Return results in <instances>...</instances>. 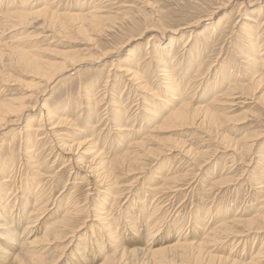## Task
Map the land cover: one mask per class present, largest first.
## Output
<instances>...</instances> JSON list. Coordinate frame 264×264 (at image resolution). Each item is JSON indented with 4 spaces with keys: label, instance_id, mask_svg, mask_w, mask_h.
Instances as JSON below:
<instances>
[{
    "label": "rangeland",
    "instance_id": "1",
    "mask_svg": "<svg viewBox=\"0 0 264 264\" xmlns=\"http://www.w3.org/2000/svg\"><path fill=\"white\" fill-rule=\"evenodd\" d=\"M28 1L34 8L43 5V0ZM104 1L49 0L50 11L55 10L52 12L53 26L39 23L37 29L12 32L0 28V46L11 42L15 35L26 36L27 33L23 42L25 48L37 55L46 67L60 68L65 57L75 61L71 66L67 64V69L48 83H39L35 70L22 66L17 60L9 65L4 57V62H0V102L14 97L27 106L20 120L9 117L2 123L5 128L0 134V184L5 178L9 182L2 185V191L4 195L11 194L10 204L17 198L23 208L27 202L24 209L28 214L24 216L26 219L23 217L22 225L37 198L36 186L27 190L23 187L26 181L35 179L32 180L34 184L43 181L44 193L40 199H46L43 205H47L34 225L33 231L37 229L38 232L32 235L26 232L27 241L35 243L22 249L23 252L30 254L39 250L43 256L49 254L54 264H101L103 258L115 250L117 254L112 264H154L156 260L152 258L153 262L141 251L146 248L147 231L139 222H146L145 217L155 205L160 211L154 217H164L161 228L166 224L168 228L175 227V221L183 223L188 241L195 245L209 233L204 232L205 217L211 216L207 228L215 226L219 221L218 211L223 206L226 211L221 215L227 216L226 220L230 221L232 215L242 211V219L251 220V225L244 222L230 226L232 229L227 231L230 233H221L227 236L205 237L207 241L201 244L204 249H200V256H203L200 263L192 261L197 255V248H192L194 253L190 251L189 261L182 264H245L251 257L256 258L252 264H264V0ZM20 3L21 0H4L2 7L5 4L8 8L11 5L19 7ZM91 6L98 8L100 19L82 20L80 15L88 14ZM165 51L170 52L172 59L167 62L166 57V64H163L161 56ZM172 66L175 74L182 75L184 85L189 84L183 94L185 103L190 106L188 109H199L196 120L182 126L162 124L160 119L151 118L153 112L162 116L163 107L169 101L170 93L164 90V73L159 71L168 68L172 71ZM124 69H131L132 73ZM207 110L215 119L203 122L200 117ZM116 124L125 125V129L115 130ZM91 141L97 142V146L93 144L91 148L88 143ZM94 149L101 158L99 155L95 158ZM79 160L86 163L81 165ZM97 160L111 164L105 169L107 179L101 187H114L110 188L118 198L114 205L111 203L113 195H102L101 189L93 191L96 179L90 167L91 162ZM82 177L84 180H79ZM72 192L76 207L80 212L85 211L64 225L65 229L60 226L49 230L48 236L44 235L63 214L67 197ZM102 196L105 198L101 199ZM99 205H104L102 208H106L112 218L109 220L114 229L111 234L118 239L114 250L113 238L93 222V212L100 208ZM13 213L16 214V206ZM135 214L138 220L133 230L131 222ZM166 233L167 229L158 233L155 239L161 236L163 239L155 243L167 245ZM177 233L173 229L172 237L176 238ZM14 248L13 257L20 250L17 246ZM136 248L138 252L133 262L131 254L120 258L121 251H137Z\"/></svg>",
    "mask_w": 264,
    "mask_h": 264
},
{
    "label": "bare ground",
    "instance_id": "2",
    "mask_svg": "<svg viewBox=\"0 0 264 264\" xmlns=\"http://www.w3.org/2000/svg\"><path fill=\"white\" fill-rule=\"evenodd\" d=\"M3 1L4 0H0V28H3V29H5L6 31H8V32H12V31H15V30H25V29H27V28H30V29H37V27H38V25H39V23L41 24V25H43V24H45V23H48L49 25H47V26H50V25H52V22L54 23V14L52 13L53 11H55V10H53L52 12L50 11V9H49V3H48V1L49 0H43L42 2H43V5L42 6H39L38 8H34L33 7V5H30V3L28 4L27 2H29L28 0L26 1V0H21V3H20V5H19V7L17 6L16 7V5H11L9 8H11V9H9L7 6H8V4H5V6L4 7H2V3H3ZM25 1H26V3H25ZM53 1V0H52ZM101 0H99V2H100ZM102 1H104V0H102ZM99 2L97 3V6H98V4H99ZM105 2V1H104ZM51 4V3H50ZM96 4V3H95ZM52 5H54L53 3H52ZM101 5V4H100ZM99 5V6H100ZM107 5V4H106ZM111 5V4H110ZM128 5V4H127ZM104 6V5H103ZM92 7V6H91ZM102 7V6H101ZM127 7V6H126ZM129 7V6H128ZM57 8V7H56ZM88 8V7H87ZM103 8V7H102ZM102 8H101V10H102ZM87 10V9H86ZM91 10V9H90ZM98 12H99V10H98V8H96V6H94V7H92V10L88 13V14H82V15H80V17L82 18V20L84 19V20H88V21H91V22H94V21H97V20H99L100 19V17L101 16H99L98 15ZM55 13V12H54ZM68 13V12H67ZM101 13V12H100ZM56 14V13H55ZM62 14V13H61ZM66 14V13H65ZM77 14V13H76ZM74 15V14H73ZM72 16V15H71ZM74 16H76V15H74ZM66 17V16H65ZM76 17H78V16H76ZM102 17H104L103 15H102ZM79 18V17H78ZM67 20V19H66ZM77 20H79V19H77ZM106 20V19H105ZM104 20V21H105ZM57 21V20H56ZM73 21V20H72ZM59 22V21H58ZM74 22V21H73ZM86 22V21H85ZM90 22V23H91ZM99 23H100V21H98ZM57 24V23H56ZM61 24V23H60ZM93 24V23H92ZM54 25V24H53ZM52 25V26H53ZM91 25V24H90ZM94 25V24H93ZM100 25V24H99ZM45 26V25H44ZM89 26V25H88ZM95 26V25H94ZM73 27V26H72ZM90 27H92V26H90ZM45 28V27H44ZM67 28V27H66ZM80 28V27H79ZM81 28H83V27H81ZM39 29V28H38ZM69 29V28H68ZM86 29V28H85ZM96 29V28H95ZM51 30V29H50ZM45 31H46V29H45ZM85 31V30H84ZM149 31V30H148ZM147 31V32H148ZM80 32H82V31H80ZM176 32V31H175ZM183 32V31H182ZM174 33V32H173ZM145 34V33H144ZM78 35V34H77ZM26 36H27V33H26ZM26 36H23V34L22 33H20L19 35H15V36H13L14 38H13V40L11 41V42H7V43H2V46H0V62L1 61H3L4 60V57H7V61L9 62V65H10V62L11 61H16L17 60V62H21L20 64H22V66H24V67H28V68H31V69H33V71L35 70V72H36V74H38V78H39V83L40 82H49L51 79H53L56 75H59L60 73H62L63 71H64V69H67V67H68V65L69 66H71V65H73V63H75V61L72 59V58H67V57H65L64 59H63V63H62V65L61 66H59L60 68H56L54 65H47V67L45 66V64H43L42 62H41V60H39V58H38V56L37 55H34L32 52H30V51H28L26 48H25V46H24V44H23V42H24V40H25V38H26ZM29 36V35H28ZM141 36H142V34H141ZM173 36V35H172ZM179 36V35H178ZM30 39H32V38H30ZM138 39V38H137ZM259 39V38H258ZM134 40V39H133ZM171 41V44H172V42H173V40H170ZM252 41V40H251ZM26 42V41H25ZM248 42H250L249 40H248ZM186 43V42H185ZM129 44V43H128ZM37 46V45H36ZM184 46H186V44L184 45ZM252 46V45H251ZM255 46V45H254ZM253 46V47H254ZM189 47V46H188ZM248 47H250V46H248ZM257 47V46H256ZM158 48V47H157ZM34 49V48H33ZM188 49V48H187ZM45 50V49H44ZM46 51V50H45ZM155 51V50H154ZM167 51V50H166ZM164 52L163 54H165V55H163L162 54V56L161 57H163V59L161 60V62H163V64L166 62V61H164V59H166V57H167V62L168 61H171V59H172V57H170V52ZM255 51H257V50H255ZM64 54V53H63ZM107 54V53H106ZM105 54V55H106ZM188 54V53H187ZM73 55V54H72ZM113 55V54H112ZM130 55V54H129ZM133 55V54H132ZM154 55V54H153ZM156 55V54H155ZM161 55V54H160ZM256 56V55H255ZM129 57V56H128ZM161 57H160V59H161ZM165 57V58H164ZM175 57V56H174ZM62 58V57H61ZM159 58V57H158ZM176 59V58H175ZM174 59V60H175ZM259 59V58H258ZM43 60V59H42ZM178 60V59H177ZM6 60H5V63L7 62ZM261 61H263V60H261ZM4 62V61H3ZM45 62H47V61H45ZM188 62V61H187ZM260 62V61H259ZM12 63H14V62H12ZM61 63V62H60ZM174 63V62H173ZM176 63V62H175ZM195 63V62H194ZM255 63V62H254ZM47 64V63H46ZM51 64V63H50ZM68 64V65H67ZM166 64V63H165ZM202 64V63H201ZM200 64V65H201ZM256 64V63H255ZM1 65V64H0ZM19 65V64H18ZM67 65V66H66ZM159 65V64H158ZM161 65H162V63H161ZM8 66V65H7ZM137 66V65H136ZM165 66V65H164ZM174 66V65H173ZM173 66H172V68H173ZM176 66H178V65H176ZM157 67V66H156ZM208 67V66H207ZM136 68H138V67H136ZM176 68V67H175ZM188 68V67H187ZM209 68V67H208ZM5 69H7V68H5ZM169 69H171V68H168V69H166V70H164V69H161L159 72H163L164 74H162L163 75V80L165 81L164 82V90L165 91H167L168 93H170V98H169V101L165 104V106L163 107L164 108V112L161 114L162 116H159L158 114H156V113H151V118H152V120H155V121H157L158 119H160V122H162V124H167L168 123V125L169 124H176V123H178V124H181V126L182 125H185L186 124V122L187 121H194V120H196V118H197V115H199V114H197L198 112H199V109L198 108H189L188 109V107H190V106H188V102H186L185 103V101H184V99L186 98H184V91L185 90H188V86H189V84H185L184 85V81H183V78L181 77V76H179V74L177 75V74H175V70L176 69H174V70H169ZM3 70V69H2ZM25 70V69H24ZM24 70H22V71H24ZM27 70V69H26ZM30 70V69H29ZM131 69H124V71L125 72H129ZM147 70V69H146ZM157 70V69H156ZM159 70V69H158ZM122 71V70H121ZM123 71V72H124ZM198 71V70H197ZM2 72V71H1ZM31 72V71H30ZM34 72V73H35ZM131 72V71H130ZM173 72H174V74H173ZM7 73V72H6ZM5 73V74H6ZM132 73V72H131ZM121 74H122V72H121ZM125 74V73H124ZM124 74H123V76H124ZM136 74H137V72H136ZM184 74V73H183ZM195 74V73H194ZM220 74V73H219ZM253 74V73H252ZM135 75V74H134ZM133 74H132V76H134ZM10 76V75H9ZM129 76H131V75H129ZM140 76V75H139ZM258 76V75H257ZM260 76V75H259ZM60 77V76H59ZM202 77V76H201ZM200 77V78H201ZM253 77V76H252ZM6 78V77H5ZM138 78V77H137ZM136 78V79H137ZM191 78V77H190ZM199 78V79H200ZM260 78V77H259ZM259 78H257V79H259ZM197 80H198V78H196ZM202 79V78H201ZM206 79V78H205ZM251 79V78H250ZM253 79V78H252ZM251 79V80H252ZM255 79V78H254ZM56 80H57V78H56ZM135 80V79H134ZM195 80V79H194ZM251 80H250V82H251ZM132 81H133V79H132ZM189 81V80H188ZM207 81H208V79H207ZM186 82V81H185ZM198 82V81H197ZM257 82V81H256ZM47 83H45V84H47ZM189 83H191V81H189ZM262 83V82H261ZM5 84V83H4ZM50 84V83H49ZM162 84V83H161ZM258 84V83H257ZM42 85V84H41ZM40 85V86H41ZM183 86H184V89H183ZM192 86H194V85H192ZM252 86V85H251ZM44 87H46V86H44ZM186 87H187V89H186ZM204 87V86H203ZM254 87V86H253ZM195 88V87H194ZM190 89H191V86H190ZM197 89V88H196ZM254 89V88H253ZM3 90V89H2ZM159 90V89H158ZM183 90V91H182ZM236 90V89H235ZM238 90V89H237ZM153 91V90H152ZM14 92V91H13ZM4 93V92H3ZM10 93V95H11V92H9ZM155 93V92H154ZM151 94V93H150ZM6 96H8L7 94H5ZM13 95V94H12ZM153 95H155V94H153ZM191 95V94H190ZM192 95H194V94H192ZM233 95V94H232ZM14 96H15V94H14ZM32 96V95H31ZM164 96V95H163ZM5 97V96H4ZM104 97V96H103ZM169 97V96H168ZM0 98H1V96H0ZM159 98V97H158ZM191 98V97H190ZM4 99V98H3ZM8 99V98H7ZM103 100V99H102ZM164 100V99H163ZM171 101V102H170ZM213 101H214V99H213ZM115 102H118V101H115ZM122 105V104H121ZM230 105V104H229ZM26 105L22 102V100L20 99V100H18V99H16V98H10L9 100H7V101H3L2 103L0 102V134H1V131L2 130H4V126H2V123L4 122V121H6V119L7 118H9V117H16V118H18V120H20L21 119V117H22V115H23V113L24 112H26V107H25ZM117 106H118V104H117ZM235 106V105H234ZM30 107V106H29ZM33 107V106H32ZM31 107V108H32ZM208 108V107H207ZM121 109V108H120ZM209 109V108H208ZM31 110V109H30ZM124 110V109H123ZM211 110V109H210ZM226 110V109H225ZM119 111V110H118ZM117 111V112H118ZM28 112H30V111H28ZM46 112V111H45ZM123 112V111H122ZM216 112V111H215ZM50 113V112H49ZM119 114H121V113H119ZM163 114H164V116H163ZM41 115V114H40ZM46 115H48V112H47V114ZM119 116V115H118ZM122 116V115H121ZM47 117V116H46ZM48 118V117H47ZM59 118V117H58ZM61 118V117H60ZM121 118V117H120ZM124 118V117H123ZM10 119V118H9ZM62 119V118H61ZM103 119V118H102ZM122 119V118H121ZM133 119V118H132ZM200 119L203 121V122H205V119H208V120H214L215 119V115H213L211 112H209L208 110L204 113V115H202L201 117H200ZM47 120V119H46ZM66 120H68V119H66ZM114 120V119H113ZM58 121V120H57ZM198 121V120H197ZM20 122H22V121H20ZM40 122V121H39ZM42 122V121H41ZM66 122V121H65ZM89 122V121H88ZM110 122H111V124L112 123H114V122H112L111 120H110ZM117 122V121H116ZM115 122V123H116ZM119 122V121H118ZM233 122V121H232ZM236 122V121H235ZM191 123V122H190ZM216 123V122H215ZM40 124H43V123H40ZM92 124V123H91ZM217 124V123H216ZM231 124V123H230ZM4 125V124H3ZM44 125V124H43ZM114 124H112V126H113ZM127 125V124H126ZM12 126V125H11ZM36 126H38V125H36ZM87 126V125H86ZM92 126V125H91ZM98 126V125H97ZM116 126V128H115V130H117V131H122L123 129H125V128H123V127H125V125H123V124H116L115 125ZM153 126V125H152ZM162 126H164V125H162ZM7 127V126H6ZM9 127V126H8ZM45 127V126H44ZM95 127V126H94ZM105 127V126H104ZM155 127V126H154ZM27 128V127H26ZM28 128L29 129H31L30 128V125L28 126ZM90 128V127H89ZM92 128V127H91ZM127 128V127H126ZM179 128V127H178ZM184 128H186V127H184ZM189 128V127H188ZM233 128V127H232ZM33 129V128H32ZM39 128H37L36 129V131L38 130ZM113 130V129H112ZM131 130V129H130ZM9 131V130H8ZM28 131V130H27ZM40 131V130H39ZM116 131V132H117ZM128 131V130H127ZM152 131V130H151ZM38 132V131H37ZM42 132V131H41ZM100 132V131H99ZM150 132V131H149ZM33 133H36V132H33ZM44 133V132H43ZM92 135H93V133H91ZM29 135H30V133H29ZM43 136V135H42ZM94 136H95V134H94ZM97 136V135H96ZM122 136V135H121ZM124 136V135H123ZM128 136H130V135H128ZM36 137V136H35ZM44 137V136H43ZM43 137H41L40 136V139H42ZM93 137V136H92ZM125 137V136H124ZM30 138V137H29ZM32 138V137H31ZM37 138V137H36ZM39 138V137H38ZM86 138V137H85ZM90 138V137H89ZM97 138V137H96ZM123 138V137H122ZM252 138V137H251ZM260 138V137H259ZM33 139V138H32ZM39 139V140H40ZM43 139H45V138H43ZM93 139V138H92ZM29 140H31V139H29ZM35 140V139H34ZM38 140V141H39ZM86 140H88L87 138H86ZM126 140V139H125ZM253 140V139H252ZM36 141V140H35ZM129 141V140H128ZM246 141V140H245ZM32 142H33V140H32ZM141 142V141H140ZM248 142V141H247ZM251 142V141H250ZM33 143H35V142H33ZM39 143V142H38ZM84 143V142H83ZM83 143H81V144H83ZM90 145H91V148H92V146H93V144H95L96 145V143L94 142V141H91V142H88ZM87 143V144H88ZM26 144V143H25ZM28 144H30L29 142H28ZM37 144V143H36ZM65 144V143H64ZM80 144V143H79ZM134 144H136V142L134 143ZM246 144V143H245ZM31 145V144H30ZM35 145V144H34ZM66 145V144H65ZM71 145V144H70ZM243 145V144H242ZM36 146V145H35ZM77 146V145H76ZM76 146H74L75 148H76ZM79 146V145H78ZM97 146V145H96ZM130 146H131V144H130ZM129 146V147H130ZM133 146V145H132ZM137 146V145H136ZM136 146H134V147H136ZM142 146V145H141ZM174 146V145H173ZM32 147H33V145H32ZM89 147V146H88ZM178 147V146H177ZM185 147V146H184ZM29 147H27V149H28ZM37 148V147H36ZM43 148V147H42ZM66 148H67V146H66ZM85 148V147H84ZM84 148H83V150H84ZM182 148V147H181ZM186 148V147H185ZM234 148V147H233ZM240 148V147H239ZM68 149V148H67ZM138 149V148H137ZM38 150V149H37ZM83 150H81L82 152H84ZM85 150H86V148H85ZM87 150H90V151H92V149H87ZM86 150V151H87ZM94 150H96V149H94ZM181 150V149H180ZM249 150H250V147H249ZM35 151V150H34ZM236 151V150H235ZM32 152V151H31ZM65 152H66V150H65ZM97 152V150L94 152V154H95V158L97 157V159H98V155H99V152H98V154L96 153ZM114 152V151H113ZM247 152V151H246ZM249 152V151H248ZM34 153V152H33ZM63 153H64V150H63ZM78 153V152H77ZM79 153H81V152H79ZM101 153H103V152H101ZM125 153V152H124ZM136 153V152H135ZM138 153V152H137ZM136 153V154H137ZM149 153V152H148ZM250 153V152H249ZM35 154V153H34ZM74 154V153H73ZM82 154V153H81ZM90 154V153H89ZM116 154V153H115ZM118 154V153H117ZM127 154V153H126ZM130 154V153H129ZM128 154V155H129ZM132 154V153H131ZM134 154V153H133ZM184 154V153H183ZM31 155V154H30ZM85 155V154H84ZM86 155H88V154H86ZM121 155V154H120ZM120 155H118V156H120ZM186 155V154H185ZM191 155V154H190ZM35 156V155H34ZM79 156V155H78ZM105 155H103V157H104ZM235 156V155H234ZM99 157H100V155H99ZM102 157V159H104ZM114 157V156H113ZM140 157V156H139ZM193 157V156H192ZM33 158V157H32ZM47 158V157H46ZM101 158V157H100ZM99 158V159H100ZM159 158V157H158ZM27 159L29 160V158H28V156H27ZM37 159V158H36ZM73 159V158H72ZM72 159H70L69 160V162L70 161H72ZM93 159V158H92ZM34 160H35V158H34ZM85 160V159H84ZM107 160V159H106ZM136 160V159H135ZM67 161V160H66ZM65 161V162H66ZM79 161H82L80 164L81 165H83V163L85 164L86 162L85 161H83V160H79ZM90 161H92V160H90ZM105 161V160H104ZM103 161V162H104ZM111 161V160H110ZM142 161V160H141ZM251 161V160H250ZM31 162V161H30ZM32 162H34L33 161V159H32ZM37 162V161H36ZM77 162H78V160H77ZM67 163H68V161H67ZM127 163V162H126ZM43 164H44V162H43ZM87 164H88V162H87ZM31 165V164H30ZM39 165V164H38ZM67 165V164H66ZM91 165H92V167H90V169L92 170V173H94L95 174V183H93V191L94 190H97V192L98 191H101V190H103V191H101L102 193H100V194H108L109 195V197L110 196H112L113 194L111 193V187L112 186H110V188L108 187V186H104V187H101L102 186V184H104L103 182V180H105V179H107V172L105 171V169H108L107 168V166L108 165H111L110 163L108 164V163H102V160H97V162H94V163H92L91 162ZM115 165V164H114ZM130 165V164H129ZM150 165V164H149ZM28 166H29V164H28ZM32 166V165H31ZM34 166H36V165H34ZM43 166V165H42ZM73 166V165H72ZM76 166V165H75ZM33 167V166H32ZM38 167V166H37ZM46 167V166H45ZM113 167V166H112ZM77 168V167H76ZM86 168V167H85ZM116 168V167H115ZM258 168V167H257ZM37 169V168H36ZM46 169V168H45ZM192 169V168H191ZM33 170H34V168H33ZM77 170H78V168H77ZM79 170H81V168H79ZM84 170V169H83ZM89 170V169H88ZM153 170V169H152ZM9 171V170H8ZM11 171H13V170H11ZM35 171V170H34ZM33 171V172H34ZM32 172V171H31ZM38 172V171H37ZM82 172V171H81ZM138 172V171H137ZM85 173V172H84ZM190 173V172H189ZM35 174V173H34ZM91 174V173H90ZM142 174V173H141ZM33 175V174H32ZM36 175H38V174H36ZM46 175V174H45ZM77 175V174H76ZM86 175V174H85ZM84 175V176H85ZM16 176V175H15ZM30 176V175H29ZM82 176V175H81ZM81 176H79V177H81ZM35 178V177H34ZM39 178V177H38ZM41 178V177H40ZM112 178H114V177H111V179ZM90 179H91V175H90ZM141 179V178H140ZM32 180H35V179H31V181L29 182H25L24 183V188L27 190V189H29L31 186H33V187H35L36 186V194H37V198L34 200L35 202H34V205H33V203H32V205H33V207L31 208V210L29 211V215H28V219L26 220V223H25V225H24V223H23V225H22V220H23V217L25 216V214L27 213L26 212V210L24 209L25 208V206H26V203H25V205H23V208H21V206H20V204H19V202H17V198L14 200V203L13 204H10V203H8V202H10V200H9V198H10V196H11V194H9L8 192H7V194L6 195H4V192L2 191V189H4V186H2L3 184H6V183H9L8 182V179L7 178H5V179H3V180H1V184H0V264H54L55 263V261H51L50 260V258L48 257L49 256V254H47L48 256H43L44 254L43 253H39V250H38V252L36 251V253L34 252V253H30V254H26V253H24L23 252V250L22 249H24L25 247H27V246H32L34 243H35V241L34 240H32V241H27V238H26V232H27V235H30L31 233H35V231L37 230V229H34V231H33V228L35 227L34 225H35V223H37L38 222V220L39 219H41V217H42V213H43V210H44V208L47 206L46 204H44L43 205V203L46 201V199L45 200H41L40 198H42V197H40V196H42V194L44 193V189H43V185H41V183L43 182H41V181H37L38 183H36V184H34L35 183V181L33 182ZM43 180V179H42ZM79 180H84V177H82L81 179H79ZM94 180V179H93ZM175 180V179H174ZM106 181V180H105ZM185 181V180H184ZM74 182V181H73ZM89 182V181H88ZM108 183V182H107ZM32 184H34V185H32ZM74 184L76 185L77 183L75 182V183H73V186H74ZM114 184V183H113ZM177 184H179V183H177ZM9 185V184H8ZM108 185V184H107ZM110 185V184H109ZM181 185V184H180ZM6 186V185H5ZM114 186V185H113ZM183 186V185H182ZM262 185H260V187L259 188H262L261 187ZM119 187H121V186H119ZM123 187V186H122ZM155 187V186H154ZM177 187V186H176ZM184 187V186H183ZM193 187V186H192ZM112 188H114V187H112ZM147 188V187H146ZM150 188V187H149ZM35 189V188H34ZM101 189V190H100ZM125 189V188H124ZM173 189V188H172ZM24 190V189H23ZM90 190H92V189H90ZM174 190V189H173ZM181 190V189H180ZM123 191V190H122ZM134 191V190H133ZM141 191V190H140ZM152 191V190H151ZM176 191V190H175ZM129 192V191H128ZM153 192H154V190H153ZM42 193V194H41ZM118 193V192H117ZM136 193V192H135ZM151 193V192H150ZM80 194V193H79ZM137 194V193H136ZM259 194V193H258ZM39 195V196H38ZM73 195V192L71 193V194H69V196L67 197V200H66V203H65V206H64V208H63V214L60 216V218H59V220L56 222V224L54 225V224H52V225H50L49 227H48V229H46V231H44V235H47V232H49V230H52V229H54V228H57V227H60L61 226V228H64L65 229V227H63L64 225H68L71 221H72V219L75 217V216H77V214H82L81 212L82 211H85V210H82L81 212H80V208L78 209L76 206H77V203H76V200L74 199V197L72 196ZM118 195V194H117ZM122 195V194H121ZM6 197L5 199H4V197ZM97 196V195H96ZM192 196V195H191ZM118 197H120V196H118ZM150 197V196H149ZM170 197V196H169ZM33 198V197H32ZM102 198H105V197H101V199ZM115 198V199H114ZM116 198H117V196L116 195H113V198H111L112 199V201L113 202H111L112 203V205H114V201L116 200ZM154 198V197H153ZM162 198V197H161ZM203 198V197H202ZM9 200V201H7L6 203H3V200ZM118 199V198H117ZM153 201V200H152ZM168 201V200H167ZM102 202V201H101ZM116 202H117V200H116ZM133 202V201H132ZM171 202V201H170ZM46 203V202H45ZM110 203V202H109ZM107 204V203H106ZM161 204V203H160ZM163 204V203H162ZM170 204V203H169ZM84 205V204H83ZM16 206V214L14 215V213H13V209H14V207ZM104 205H99V209L98 210H100V211H98V210H96L95 209V211L93 212L94 214L92 215V217L94 218L93 219V222H96V225L98 226V227H101V229H102V231H105V233H106V235L107 236H113V235H115V234H111V230H114V229H112L111 228V226H110V221L109 220H112V218H109V215L110 214H108L107 212H108V210L106 209V208H102ZM120 206V205H119ZM157 206L155 205L154 206V208L152 209V211H151V213L149 214V212H148V215L145 217L146 219V222H147V224H143V223H146V222H139V224H140V227L141 228H143V229H146V231H147V236H146V238H147V241H146V248L144 247L143 249H141V251L144 253V254H147L149 257H151V259L153 258L154 260H156V262L154 263V264H182V263H184L187 259H188V255L189 254H191L190 253V251H192L191 249L192 248H197V255H195L194 257L195 258H193L192 259V261L194 260V263H198L200 260H201V258L203 257H201L200 256V253H202L201 251H200V249L201 248H203L204 249V247H201L202 245V242L205 240V241H207L206 240V238L205 237H208V238H211V239H213V238H215L216 237V235L217 234H219L218 236H220V235H223V234H221L222 232H227L228 230H231L232 228H230V226H235V225H240V224H244V222H246L245 224L246 225H251V220H246V221H244L243 219H242V217H243V214H242V211H237V213L235 214V215H232V218H231V220L229 221V219L228 220H226L227 219V216H222L221 214H225V213H222V212H224V211H226V209L225 208H223V206H222V208H220L219 210H220V212L218 211V213H220L219 215H218V218H219V221H218V223H216V225L215 226H210V227H212V228H207V226H208V223H209V221L211 220V216L210 217H205L206 219L208 218V220L205 222V220L203 221V223H205L204 225H205V227H203L204 228V232H209L208 234L206 233V235L204 236L203 235V237H204V240H201L202 242L201 243H199L198 245H195V243H193V242H191V241H188V235H185V231L187 230H184L185 228H184V224L183 223H180V222H178V221H175V227H170V228H168V225L166 224V227H164L163 229L161 228V226H162V220H164V217H159V218H155L156 217V212L157 211H160V209L159 210H156V209H158V208H156ZM228 207V206H227ZM108 209H111V207L110 208H108ZM116 210V209H115ZM149 210V209H148ZM138 212H139V210H137ZM99 212V213H98ZM110 212V211H109ZM112 212V211H111ZM121 212V211H120ZM137 212V213H138ZM230 212V211H229ZM142 213V212H141ZM28 214V213H27ZM112 214V213H111ZM126 214V213H125ZM144 214V213H143ZM166 214V213H165ZM206 214H207V212H206ZM206 214H205V216H206ZM215 214V213H214ZM88 215H89V213H88ZM104 215V216H103ZM170 215V214H169ZM135 216V217H134ZM133 217V221L131 222V223H133V230H135L136 229V227H135V225L137 224V220H138V217H137V215L135 214ZM141 216H143V215H141ZM155 216V217H154ZM161 216V215H160ZM109 219H108V218ZM253 217V216H252ZM25 218V217H24ZM256 218V217H255ZM26 219V218H25ZM92 219V218H91ZM259 219V218H258ZM86 220V219H85ZM87 221V220H86ZM85 221V222H86ZM114 221H115V219H114ZM113 221V222H114ZM198 221V220H197ZM84 223V222H83ZM112 223V222H111ZM117 223V222H116ZM116 223H114L113 225H115V226H117V224ZM131 223H129V224H131ZM173 223L174 222H172V225H173ZM82 224V223H81ZM80 224V225H81ZM169 224V223H168ZM187 224V223H186ZM126 225V224H125ZM110 226V227H109ZM114 226V227H115ZM196 226V225H195ZM202 226V225H201ZM83 227V226H82ZM132 227H130V228H132ZM47 228V227H46ZM196 228V227H195ZM207 228V229H206ZM241 228H243V227H241ZM101 229H99V230H101ZM164 229H167V233H166V237H164L166 240H168V243H167V245H165V244H160L159 242L163 239V237L161 236L160 237V239H155L156 238V235L158 234V233H160V232H162ZM173 229H175L178 233H177V235H176V238H174V237H172L173 236V234H172V231H173ZM75 230V229H74ZM116 230H117V228H116ZM132 230V231H133ZM138 230V229H137ZM200 230V229H199ZM202 230V229H201ZM249 230V229H248ZM256 230V229H255ZM260 230H261V228H260ZM40 231V230H39ZM242 231V230H241ZM37 232H38V230H37ZM74 232H76V230L74 231ZM74 232H72V234H74ZM136 232H138V231H136ZM194 232V231H193ZM203 232V231H202ZM122 233H125V230L123 229V232ZM227 233H230V232H227ZM238 233H240V232H238ZM246 233V232H245ZM203 234V233H202ZM241 234V233H240ZM249 234V233H248ZM32 235V234H31ZM53 235H56V234H53ZM226 235V234H225ZM225 235H223V236H225ZM233 235V234H232ZM237 235V234H236ZM243 235V234H242ZM241 235V236H242ZM48 236V235H47ZM58 236H59V234H58ZM70 236V235H69ZM72 236V235H71ZM227 236V235H226ZM45 237V236H44ZM56 237V236H55ZM235 237V236H234ZM237 237V236H236ZM239 237V236H238ZM51 238V237H50ZM60 238V237H59ZM63 238V237H62ZM113 239V243H112V248H113V250L115 249V246H117V243H118V239L116 238V237H112ZM171 238H174V239H172L171 240ZM207 238V239H208ZM192 239V238H191ZM45 240V239H44ZM132 240V239H131ZM157 240H159V242L158 243H155V242H157ZM49 241V240H48ZM72 241V240H71ZM65 242V241H64ZM68 242V241H67ZM66 242V243H67ZM128 242V241H127ZM137 242V241H136ZM196 242V241H195ZM213 242V241H212ZM220 242V241H219ZM103 243H105V242H103ZM204 243V242H203ZM231 243V242H230ZM69 244V243H68ZM129 244V243H128ZM156 244H158L159 245V247H158V245H156ZM212 244V243H211ZM215 244H217V243H215ZM215 244H213V245H215ZM144 245V244H143ZM165 245V246H164ZM14 246H17V248H19L20 250L16 253V254H13L14 255V257L13 256H11V252L12 251H14ZM19 246V247H18ZM65 246V245H64ZM131 246V245H130ZM156 246H157V248H156ZM206 246V245H205ZM208 246V245H207ZM5 247V248H4ZM65 247H67V245L65 246ZM209 247V246H208ZM236 247V246H235ZM58 248V247H57ZM56 248V249H57ZM98 248V247H97ZM118 250H120L118 247H116ZM123 248V247H122ZM122 248H121V250H122ZM139 248V247H138ZM137 249V248H136ZM63 251V250H62ZM194 251V250H193ZM192 251V252H193ZM205 251V250H204ZM203 251V252H204ZM120 252V251H119ZM119 252H118V254H119ZM136 252H138V249H137V251L136 250H131V251H121L120 252V258L122 259L126 254H131V260L130 261H134V257H135V255H136ZM139 252H140V249H139ZM262 252V251H261ZM55 253V252H54ZM116 252H115V250H114V253L111 255H106L104 258H103V260H102V262H101V264H110L111 262H113V259H114V254H115ZM194 253V252H193ZM61 254H62V252H61ZM78 254V253H77ZM117 254V253H116ZM115 254V255H116ZM204 254V253H203ZM202 254V255H203ZM206 254H208V253H206ZM210 254V253H209ZM52 255V254H51ZM214 255V254H213ZM255 255V254H254ZM54 256V255H53ZM130 256V255H129ZM144 256V255H143ZM204 256H206L205 254H204ZM11 257H13L12 258V260H11ZM59 257V256H58ZM216 257V256H215ZM220 257V256H219ZM227 257V256H226ZM207 258V257H206ZM223 258V257H222ZM258 258V257H257ZM120 259V260H121ZM145 259H146V257H145ZM148 259V258H147ZM153 259H152V261H153ZM209 259V262L211 263L212 261H213V257L211 256V257H209L208 258ZM256 259L255 257L254 258H252L251 257V260H249L250 262H248V263H245V264H252L251 262H253L254 260ZM54 260V259H53ZM58 260V259H57ZM123 260H125V259H123ZM140 260V259H139ZM226 260V259H225ZM128 261V260H127ZM187 261H189V260H187ZM216 261H217V259H216ZM125 262V261H124ZM123 262V263H124ZM143 262V261H142ZM154 262V261H153ZM255 262V261H254ZM253 262V263H254ZM128 263V262H127ZM135 263H137V262H135ZM193 263V262H192ZM200 263V262H199ZM225 263V262H224ZM112 264V263H111ZM114 264H115V262H114ZM117 264V263H116ZM141 264V263H140ZM150 264V263H149ZM218 264H220V263H218ZM234 264V263H233Z\"/></svg>",
    "mask_w": 264,
    "mask_h": 264
}]
</instances>
